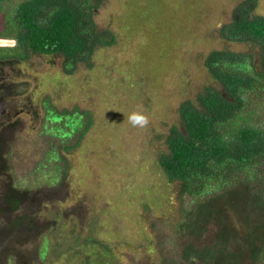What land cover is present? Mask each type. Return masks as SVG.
Returning a JSON list of instances; mask_svg holds the SVG:
<instances>
[{"label":"rangeland","instance_id":"1","mask_svg":"<svg viewBox=\"0 0 264 264\" xmlns=\"http://www.w3.org/2000/svg\"><path fill=\"white\" fill-rule=\"evenodd\" d=\"M21 1L0 0V40L6 39L13 25L14 5ZM186 1L191 5L189 9L182 8ZM239 1L106 0L95 11V19L100 28L114 31L118 41L112 47L100 48L92 67L79 64L69 74L62 56L32 55L14 69L0 68V80L13 92L0 96V122H20L11 129L9 174L15 187L28 190L36 199V210H43L37 224L49 221L29 233H100L101 238L123 251L122 264H172L162 257L156 263L153 252L145 256L141 249L151 243L168 257L165 259L181 263L182 240L174 235L173 226L181 204L187 206L192 198L182 195L181 184L170 182L157 157L166 150L170 126L180 123V103L193 99L204 86L213 83L204 67L206 54L212 49L249 48L243 43L227 42L219 31ZM258 1L256 12L264 15V0ZM160 6L174 13L186 10L184 15L192 12L198 17L189 25L185 38H179L181 33L176 29L177 36L161 41L156 25L144 23L146 13ZM187 20L183 24L187 25ZM160 52L167 56V63L161 70V85L154 88L149 85L153 71H146L145 66L149 63L155 67L157 63L151 58ZM47 95L60 111L79 107L93 116L80 147L66 154L67 170L57 148L62 142H75L78 132L63 139L52 134L50 122L54 121L46 120V106H35ZM255 112L259 116L255 120L264 124V106L261 113ZM252 169L253 179L256 170L264 174L263 163ZM232 213L238 231L243 233V214L237 218L236 212ZM52 216L62 219L66 227L57 225ZM204 235L210 240L214 236L212 228ZM49 237L45 245H51ZM129 244L132 251L128 250ZM76 248L78 256L73 250L66 255H53L51 248L40 250L37 262L77 264L87 250L79 244ZM2 262L19 264L13 253L5 254Z\"/></svg>","mask_w":264,"mask_h":264},{"label":"trees","instance_id":"2","mask_svg":"<svg viewBox=\"0 0 264 264\" xmlns=\"http://www.w3.org/2000/svg\"><path fill=\"white\" fill-rule=\"evenodd\" d=\"M105 1L23 0L15 4L13 25L6 39H2L6 42L0 43V68L14 69L32 55L62 56L69 74L79 64L92 67L96 52L118 41L114 31L100 28L95 19V11ZM190 6L186 1L182 8ZM258 6V0L239 1L230 20L219 27L224 40L249 48L212 49L206 54L204 67L213 83L204 86L193 99L180 103V123L170 126L165 137L166 150L157 157L170 182L181 184L182 195L192 198L187 206L181 204L173 226L174 235L182 240L180 264H264V174L261 169L256 170L253 179L252 169L264 164V124L255 120L259 118L255 111L261 113L264 106V15L256 12ZM185 12L174 13L169 7L160 6L146 13L144 23L156 25L161 41H170L176 29L181 33L179 38H185L189 25L198 19L192 12L184 15ZM186 19L187 25L183 24ZM151 60L157 65L152 67L145 61V70L153 71L149 85L157 88L167 56L155 53ZM5 93L13 92L0 80V96ZM38 104V108L42 107L40 104L46 106V120L54 121L50 122L52 134L63 139L78 132L75 142H62L57 148L67 170L66 154L80 147L93 124V116L79 107L60 111L49 95ZM17 120L0 122V264L7 253H13L19 264H38L39 251L49 248L53 255H66L73 250L78 256V244L87 251L80 255L77 264H122L123 251L101 238L100 233H29L49 221L44 219L41 226L37 224L43 210H36V199L28 190L15 187L9 174L7 154L11 129L20 124ZM232 210L237 218L239 214L245 218L243 233L234 223ZM52 219L61 228L66 227L59 217ZM211 228L214 236L209 240L204 234ZM49 234L51 245H45ZM131 246L128 250L132 251ZM144 247L137 246L147 257L153 252L156 263L162 257L177 264L175 259H165L168 257L151 243Z\"/></svg>","mask_w":264,"mask_h":264},{"label":"water","instance_id":"3","mask_svg":"<svg viewBox=\"0 0 264 264\" xmlns=\"http://www.w3.org/2000/svg\"><path fill=\"white\" fill-rule=\"evenodd\" d=\"M5 42H6V41H4V40H2V39L0 40V43H5Z\"/></svg>","mask_w":264,"mask_h":264}]
</instances>
